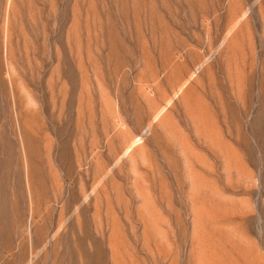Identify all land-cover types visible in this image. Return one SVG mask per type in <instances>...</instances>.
<instances>
[{"label": "rangeland", "instance_id": "374dc122", "mask_svg": "<svg viewBox=\"0 0 264 264\" xmlns=\"http://www.w3.org/2000/svg\"><path fill=\"white\" fill-rule=\"evenodd\" d=\"M0 264H264V0H0Z\"/></svg>", "mask_w": 264, "mask_h": 264}, {"label": "bare ground", "instance_id": "6f19581e", "mask_svg": "<svg viewBox=\"0 0 264 264\" xmlns=\"http://www.w3.org/2000/svg\"><path fill=\"white\" fill-rule=\"evenodd\" d=\"M70 206V205H69Z\"/></svg>", "mask_w": 264, "mask_h": 264}]
</instances>
